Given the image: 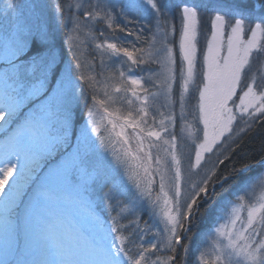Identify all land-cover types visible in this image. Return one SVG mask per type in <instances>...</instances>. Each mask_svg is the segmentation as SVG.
<instances>
[{"label":"snow or ice","instance_id":"1","mask_svg":"<svg viewBox=\"0 0 264 264\" xmlns=\"http://www.w3.org/2000/svg\"><path fill=\"white\" fill-rule=\"evenodd\" d=\"M258 34L264 0H4L0 264H264V193L244 203L264 169L243 162L264 129Z\"/></svg>","mask_w":264,"mask_h":264},{"label":"rangeland","instance_id":"2","mask_svg":"<svg viewBox=\"0 0 264 264\" xmlns=\"http://www.w3.org/2000/svg\"><path fill=\"white\" fill-rule=\"evenodd\" d=\"M4 1V0H3ZM177 32L175 34V39L177 41V45H178V41H179V24H177ZM93 31H95L97 33V35H99L100 31H110L108 29H106V25L104 24H98L95 26V28L93 29ZM201 31L202 32H209L208 31V27L205 28L204 25H201ZM87 30H85V32H82L80 34H78L76 36V43L78 44L80 50H81V59L83 61V67L81 69L82 74L85 77H96L97 79H103L102 77H99L97 75V73H99L101 71L100 66H99V57L96 56L95 60H93V41L91 40V38L86 34ZM123 35V34H122ZM208 37H210V32L209 34H207ZM250 37V34L245 35L244 39L247 40ZM257 39L261 42L264 43V35L258 34L257 35ZM205 40V44L203 45V47L205 46L204 50L206 51L207 48V40L205 38L204 35H201L199 37V41L197 43V54L198 57H201L202 52H201V47H202V43H204ZM99 42V41H96ZM109 73H105V75H108ZM98 87H100L101 89L103 88V83L101 85H99ZM239 91V90H238ZM98 99H104L103 95L101 94ZM237 103H239L238 99H237ZM113 107H121L119 104L118 105H114ZM113 107L109 108V111L113 110ZM177 112L179 111V107L177 105ZM124 111L126 112L127 109L125 108ZM107 117L106 115L103 113L102 110H98L96 112V120L98 122V126H99V133L102 132L100 134V136L104 137L106 140L111 138L114 134L112 133V129H111V125H109L107 123ZM157 119H159V117H157ZM0 123H3L2 121H0ZM191 125L192 121H191V117L188 118L187 121H180L179 119H177L176 124L174 125V130L175 133L177 135V138H181L184 137L185 138V142L190 143L191 137L192 135L195 133V126L188 128L185 127V125ZM119 129L117 128V131ZM127 133H131V129H126ZM106 132L107 135H105L104 133ZM130 135V134H129ZM258 171V174L253 177V183L257 184V187L255 188V195L252 197L251 200H249L248 198L245 199L244 203L246 206L250 207L254 204H258L262 193H264V189H261L258 186V182L261 181L262 179H264V169H262ZM247 215V207H244L241 209V216L246 218ZM147 219V216L146 218ZM168 253H165L163 251H161L159 253V255L161 256V258H163L164 256H166Z\"/></svg>","mask_w":264,"mask_h":264},{"label":"trees","instance_id":"3","mask_svg":"<svg viewBox=\"0 0 264 264\" xmlns=\"http://www.w3.org/2000/svg\"><path fill=\"white\" fill-rule=\"evenodd\" d=\"M4 1L0 0V6ZM261 156H264V129L248 140L246 146V156L243 162H255L260 160ZM237 166L242 162L239 158L235 161ZM251 175V174H249Z\"/></svg>","mask_w":264,"mask_h":264}]
</instances>
